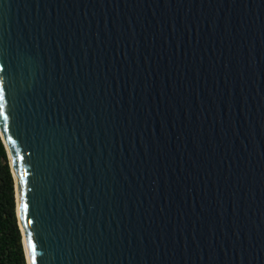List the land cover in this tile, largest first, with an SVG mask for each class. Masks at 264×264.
Here are the masks:
<instances>
[{
	"label": "water",
	"instance_id": "95a60500",
	"mask_svg": "<svg viewBox=\"0 0 264 264\" xmlns=\"http://www.w3.org/2000/svg\"><path fill=\"white\" fill-rule=\"evenodd\" d=\"M0 97L28 264H264V0H0Z\"/></svg>",
	"mask_w": 264,
	"mask_h": 264
},
{
	"label": "trees",
	"instance_id": "16d2710c",
	"mask_svg": "<svg viewBox=\"0 0 264 264\" xmlns=\"http://www.w3.org/2000/svg\"><path fill=\"white\" fill-rule=\"evenodd\" d=\"M0 264H28L17 215L16 186L0 135Z\"/></svg>",
	"mask_w": 264,
	"mask_h": 264
},
{
	"label": "bare ground",
	"instance_id": "6f19581e",
	"mask_svg": "<svg viewBox=\"0 0 264 264\" xmlns=\"http://www.w3.org/2000/svg\"><path fill=\"white\" fill-rule=\"evenodd\" d=\"M24 245H25V250H26L27 258L29 259V251H28L27 241H26L25 237H24ZM29 264H30V261H29Z\"/></svg>",
	"mask_w": 264,
	"mask_h": 264
},
{
	"label": "snow or ice",
	"instance_id": "6c2138e0",
	"mask_svg": "<svg viewBox=\"0 0 264 264\" xmlns=\"http://www.w3.org/2000/svg\"><path fill=\"white\" fill-rule=\"evenodd\" d=\"M0 98H2V97H0ZM2 107H3V106L0 105V109H2ZM5 118H6V117H5ZM22 175H23V174H21V176H22ZM24 207L27 208V205L25 204ZM29 224H31V221H30V220H29Z\"/></svg>",
	"mask_w": 264,
	"mask_h": 264
}]
</instances>
